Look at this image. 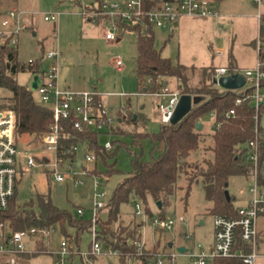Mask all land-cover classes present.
Returning <instances> with one entry per match:
<instances>
[{
	"label": "rangeland",
	"instance_id": "rangeland-1",
	"mask_svg": "<svg viewBox=\"0 0 264 264\" xmlns=\"http://www.w3.org/2000/svg\"><path fill=\"white\" fill-rule=\"evenodd\" d=\"M95 0H0V10L7 12L16 9L23 12L24 22L28 28L22 30L18 36V57L21 62L42 59L41 71H47L51 62L43 56L51 51H59L60 57L56 62L58 66V80L62 88L74 91H95L102 95L104 107L109 117L115 121V128L120 126L126 133L111 134L106 130L99 136L101 144L107 141L120 140L127 144L118 148L115 156V167L121 173L113 174L108 181L104 178L101 185L95 189L93 178L84 176L85 186L78 185L74 180L68 182L56 181L42 167L25 169L18 176L17 200L21 204L34 199L37 194L49 195L53 202L61 208L68 209L75 217H80L78 208L85 210V217H90L93 205L92 197L96 192H104V202L108 203L118 183L132 170V159L135 154L143 160L152 159V143L150 139H142L140 143H133L132 133L138 131L158 132L162 127L159 104L167 102L169 97L147 93L139 87L138 76L135 72L138 48L136 34L125 32L117 40L110 41L106 38V29L111 26L109 19L101 14L97 6L89 7L88 11L95 13L89 17L84 15L85 8ZM106 2L122 0H104ZM222 13L235 16L230 18L229 28L214 23L211 19L182 17L180 24L172 31L167 28H155L156 47L162 49L166 57L174 62L187 66L205 67L210 65H228V56L232 52L236 62V69L245 73L248 68H253L256 62L254 40L258 36V21L251 18L252 14L261 13L264 16V2L260 6L253 0H221L215 5ZM59 12L57 22L46 21L44 16ZM218 49H223L224 54H217ZM121 57L124 68L119 70L113 60ZM199 70V69H198ZM34 78L32 72H21L17 76L20 85L31 89ZM192 82L198 80L192 75ZM181 84L177 79L170 78L166 92L179 93V98L186 96L193 106L196 96L181 92ZM11 95L10 90L0 87V97ZM37 103L43 105L41 95L33 90ZM124 114L140 119L135 125L129 121L119 123ZM202 131L207 141L202 150L192 154L190 161L193 164L204 165V161L212 156L210 147L213 144L212 135L216 130L213 116H206L202 120ZM18 148L22 153L39 157L50 154L41 141H33L30 135L17 136ZM117 143L110 153L115 152ZM244 147V146H243ZM92 152L79 145L75 161L82 163L90 169L95 163L86 162V155ZM113 163V159L108 160ZM70 162L65 161L61 170H66ZM98 168L105 172L106 167L101 159ZM81 171L80 168H77ZM196 172L190 170L189 177H194ZM188 176L182 175L178 181V189L171 201L164 208L166 218L177 219L172 230H162L154 225L153 219L159 217V210L152 205L153 214L150 216L145 211L138 216V221H143L142 244L146 250L152 248L157 242L160 247L157 251L177 254L176 264H193L190 257L178 254L177 247L185 246L189 254L199 253V245L207 248L214 234L213 214L210 213L211 202L206 197L202 182L195 181L188 191ZM248 182L245 177L233 176L229 180L228 190L231 195H238L241 200H234L237 207L244 204V199L250 196L247 190ZM86 193V196L83 194ZM187 197V198H186ZM129 212H134V207H124ZM180 215L185 216V221H179ZM102 217H106L103 213ZM132 217L126 216L129 221ZM261 230V239L258 243V257L255 264H264V218L258 220ZM69 232L75 236L76 232L70 228ZM190 235V237H186ZM65 240L60 230L52 235L49 242L51 249H58ZM172 243L173 247L169 244ZM92 246V235L85 231L80 235L79 244L72 243L74 255L72 259L67 256L60 264H119L118 256L99 255L91 256L88 253ZM152 248V249H151ZM36 257V256H34ZM53 258L48 254H41L33 258L32 264H52ZM135 264V263H134Z\"/></svg>",
	"mask_w": 264,
	"mask_h": 264
},
{
	"label": "trees",
	"instance_id": "trees-1",
	"mask_svg": "<svg viewBox=\"0 0 264 264\" xmlns=\"http://www.w3.org/2000/svg\"><path fill=\"white\" fill-rule=\"evenodd\" d=\"M98 2L100 4L102 1L98 0ZM0 13L4 12L0 10ZM119 24L123 31L122 35L125 32L136 34L138 55L135 72L141 89L156 95L167 91L169 79L174 78L181 84L184 94H192L198 99L191 111L178 123H162L158 132L136 129L132 133L134 144H139L142 139H150L152 159L143 160L141 156L134 155L132 170L115 187L104 211L106 217H101L99 220V239L104 247L120 253L119 264H128L130 259L135 264H155L157 247L150 251L141 245L143 221L137 220L139 215L135 211L131 213L124 207L132 205L135 210V205L139 203L144 211L152 216L151 204H155L158 208L157 202L162 201L163 207L158 208L159 217L166 218L164 208L177 192L179 179L185 175L188 176L189 181L187 196L191 185L200 179L206 197L211 202L210 213L237 218L240 207L235 205L232 195L228 199L225 191L228 190L231 177L247 175L243 146L253 135V110L249 103H245L237 109L233 118L225 120L223 115L234 107L237 94L213 84L212 78L217 66L196 67L174 62L170 57L163 55L162 49L156 47L155 28L152 25L149 24L144 29L141 26H129L121 20ZM228 60L229 68L236 69L232 52L229 53ZM41 61L42 59L21 62L17 45H12L10 40L0 44V87L11 92L9 96L0 97V110H15L17 136L27 134L33 141H41L44 134L51 130L54 121L53 112L50 108L37 103L33 90L20 85L17 76L21 72H32L34 75L41 73ZM192 75L198 77L195 83L192 82ZM212 113L215 114L216 120L221 122L220 127L210 135L213 140L210 147L212 156L204 161V165L193 164L189 160L190 157L200 152L207 141L204 132L197 130V124ZM139 119L138 114L135 115V119L132 115L124 114L119 119V123L129 121L137 125ZM63 125L64 132L59 149L61 156L74 158L77 155L74 147L83 145L96 155L93 173L106 178V181L113 174L121 173L115 167L114 158L118 148L127 146L125 142L114 140L113 146L115 147L117 143V147L115 152L110 153L100 143V133L90 130L79 131L74 128L72 121H64ZM124 133L126 131L120 126L114 129V134ZM99 159L106 167L105 172L98 168ZM109 159H113L114 162L109 163ZM190 170L196 172L194 177H189ZM17 187L9 207L5 210L0 209V224H3L5 230L9 232L31 228H56L64 235L71 251L69 259H72L74 255L72 243L79 244L80 235L85 231L90 232L91 218L75 217L70 210L58 207L47 194H37L34 199L21 204L17 200ZM126 216L132 218L127 221ZM70 228L75 230V236L69 232ZM50 240L51 237L38 239L34 245L35 252L25 257L48 253L51 249ZM240 251L249 254L252 248L238 234L234 252ZM57 259L61 260L59 256ZM210 264L247 263L242 257L233 256L214 258L210 260Z\"/></svg>",
	"mask_w": 264,
	"mask_h": 264
},
{
	"label": "built area",
	"instance_id": "built-area-1",
	"mask_svg": "<svg viewBox=\"0 0 264 264\" xmlns=\"http://www.w3.org/2000/svg\"><path fill=\"white\" fill-rule=\"evenodd\" d=\"M257 5L263 4L264 0H253ZM219 0H123V1H102L97 8L100 12H95L105 16L111 22V26L106 29V38L110 41L117 40L122 36V28L119 20L129 26H141L146 29L150 24L154 28H167L172 31L182 17H196L214 20L219 25H225L227 16L215 7ZM151 5V7L148 6ZM89 5L85 8L84 15L89 17L95 15L89 12ZM24 13L16 9L0 13V44L10 40L12 45H17L19 33L28 28L24 22ZM59 12H53L44 16L46 21L57 22L60 18ZM258 36L254 40L256 51V62L253 68H248L245 73L237 69L231 70L228 65L217 66L212 78L215 86L223 90H232L237 94L234 107L228 110L223 118L225 120L233 118L237 109L245 103H249L253 110V135L245 143V164L248 182L247 190L251 194L248 205L240 207L237 218H229L222 214L213 215L214 244L208 251H200L197 254L188 256L194 264H210V260L217 257L240 256L247 264H255L258 257L257 249L259 243L258 220L264 217V16L257 14ZM217 54H224L223 49H218ZM59 51H51L44 55L51 62V67L47 71H41L36 75L40 78L37 91L44 102L43 106L50 108L53 112L54 121L51 130L44 134L41 142L50 154L39 157L36 155L22 153L18 148L17 138V113L15 110H0V209L9 207L11 199L14 197L20 172L25 169L42 167L50 173L56 181L68 182L74 180L78 185L85 186L84 176L93 178L95 189L104 181L100 175L92 172V169L75 161V157L61 156L60 141L64 132V121H72L74 128L79 131H94L102 133L107 131L113 134L115 121L109 117L104 107L102 95L95 91H74L62 88L58 80V66L56 62L60 57ZM34 60H29L33 62ZM115 67L119 70L124 68L121 57L113 60ZM242 75L245 84L236 89L224 88L220 85L222 77L230 75ZM35 76V75H34ZM34 80V78H33ZM182 92V91H181ZM183 93V92H182ZM158 96L169 97L167 102L159 104L161 122L170 124L179 103V93L162 92ZM215 118L216 129L221 122ZM105 148L113 149V141H107ZM78 150V147H74ZM71 151V149H70ZM96 155L88 153L86 162L95 163ZM65 161L70 164L66 170H61ZM80 168L81 171H78ZM104 192H96L92 197L93 205L90 209L92 235V246L88 255H115L119 257V252L112 248L104 247L99 239V220L106 210L107 203L104 202ZM135 212L141 215L144 209L141 204L135 205ZM80 216L85 215L83 208L78 209ZM179 221H185V216L180 215ZM154 225L162 230H172L177 219L154 218ZM56 228L37 229L31 228L22 231L9 232L5 226L0 224V264H32L34 256L25 257L35 252L34 245L38 239L52 237ZM240 234L242 240L252 248V252L245 254L243 251L234 252V245L237 235ZM189 238L190 235H187ZM33 245V248L31 246ZM52 256V264H60L71 254L66 240H63L58 249H50L48 253ZM180 254V253H178ZM60 257L61 260L57 259ZM155 264H176L177 254L156 252ZM128 264H134L130 259Z\"/></svg>",
	"mask_w": 264,
	"mask_h": 264
},
{
	"label": "water",
	"instance_id": "water-1",
	"mask_svg": "<svg viewBox=\"0 0 264 264\" xmlns=\"http://www.w3.org/2000/svg\"><path fill=\"white\" fill-rule=\"evenodd\" d=\"M40 83V78L38 75L34 76V80L32 81V86L31 89L35 90L38 88ZM245 84V80L243 78L242 75L236 74V75H230V76H225L222 77L220 80V85L224 88H228V89H236L239 87H242ZM164 86H166V83L164 82ZM198 99L196 98V102L197 103ZM192 109V105L190 104L189 99L184 96L181 97L179 100V103L177 105V108L175 110V113L172 117L171 123H178L180 120H182ZM133 119H135V116L133 117ZM203 129V124L202 122H198L197 124V130L201 131ZM226 196L228 197V199H230L231 195L229 190L225 191ZM157 206L159 209H161L163 207V203L162 201H158L157 202ZM170 246H172V244H170ZM186 248L185 247H179L178 251L181 253H185L186 252Z\"/></svg>",
	"mask_w": 264,
	"mask_h": 264
},
{
	"label": "crops",
	"instance_id": "crops-1",
	"mask_svg": "<svg viewBox=\"0 0 264 264\" xmlns=\"http://www.w3.org/2000/svg\"><path fill=\"white\" fill-rule=\"evenodd\" d=\"M100 1H104V0H100ZM123 1V0H122ZM221 0H219V2H220ZM93 4L95 5V6H98L99 5V2H98V0H95V1H92L91 3H90V5H92L93 6ZM222 13V12H221ZM223 15H225V16H227V20L225 21L226 23H225V25H223V26H225V27H227V28H229L230 26H231V22H229V19L230 18H234L235 16H233L232 14H228V13H222ZM251 18H253V19H255V20H257L258 21V19H257V15L256 14H252L251 16H250ZM214 23H215V21L214 20H212ZM179 24H180V21H179ZM179 24H177V26L179 25ZM66 88V87H65ZM249 192V191H248ZM250 193V192H249ZM231 195V194H230ZM83 196H86V193H84L83 194ZM233 196V200H241V198L238 196V195H236V194H233L232 195ZM250 199H251V194H250V196L247 198V199H244V204L243 205H241V206H239V207H243V206H246V205H248V203H249V201H250ZM262 218H264V217H262ZM261 236H262V234H261V230H260V228H259V241H260V239H261ZM187 237V236H186ZM170 244H172V243H170ZM170 244H169V246H170ZM213 244H214V234L212 235V240L207 244L208 246H207V248H204L202 245H199V252L200 251H208V250H210L211 248H212V246H213ZM155 247H159V249H164V248H161L160 247V242H157L152 248H155ZM170 247H173V244H172V246H170ZM179 247H185V246H179ZM179 247H177V252H179L178 251V248ZM151 248V249H152ZM186 248V247H185ZM187 249V248H186ZM180 254H187L188 255V249L186 250V252L185 253H181V252H179ZM190 261L192 262V260L190 259ZM193 263V262H192ZM194 264V263H193Z\"/></svg>",
	"mask_w": 264,
	"mask_h": 264
}]
</instances>
